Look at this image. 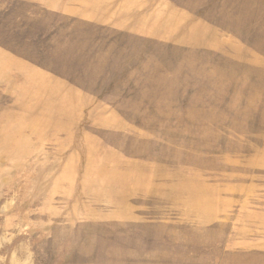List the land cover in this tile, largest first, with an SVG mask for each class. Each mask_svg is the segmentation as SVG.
I'll return each instance as SVG.
<instances>
[{
  "label": "rangeland",
  "instance_id": "1",
  "mask_svg": "<svg viewBox=\"0 0 264 264\" xmlns=\"http://www.w3.org/2000/svg\"><path fill=\"white\" fill-rule=\"evenodd\" d=\"M115 11L0 0V264H264V0Z\"/></svg>",
  "mask_w": 264,
  "mask_h": 264
},
{
  "label": "crops",
  "instance_id": "2",
  "mask_svg": "<svg viewBox=\"0 0 264 264\" xmlns=\"http://www.w3.org/2000/svg\"><path fill=\"white\" fill-rule=\"evenodd\" d=\"M46 13L60 15L76 23L95 26L112 25L118 29H125L120 21L115 19V5L118 0H31ZM120 1V0H119ZM132 0H123L131 4ZM130 7L127 13H130Z\"/></svg>",
  "mask_w": 264,
  "mask_h": 264
}]
</instances>
